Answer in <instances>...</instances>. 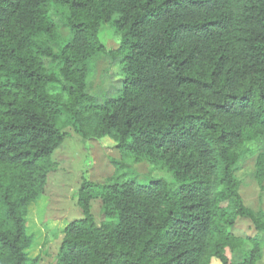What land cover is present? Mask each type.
Here are the masks:
<instances>
[{"label":"trees","instance_id":"1","mask_svg":"<svg viewBox=\"0 0 264 264\" xmlns=\"http://www.w3.org/2000/svg\"><path fill=\"white\" fill-rule=\"evenodd\" d=\"M53 6L69 13L65 41ZM103 25L118 49L100 43ZM102 55L123 81L99 104L87 81ZM67 129L82 143L109 138L121 161L102 185L81 180V218L65 225L56 264H257L260 242L227 228L242 219L264 234V211L243 205L235 179L255 146L264 182V0H0V264L39 263L25 256V218ZM137 161L171 182L142 184ZM96 199L114 222L96 224Z\"/></svg>","mask_w":264,"mask_h":264},{"label":"rangeland","instance_id":"2","mask_svg":"<svg viewBox=\"0 0 264 264\" xmlns=\"http://www.w3.org/2000/svg\"><path fill=\"white\" fill-rule=\"evenodd\" d=\"M69 13L62 6H53L49 11V20L57 28L63 41L69 36L63 25ZM98 38L106 50H116L120 37L109 25L99 29ZM123 77L118 60L111 61L102 55L92 66L88 67L87 91L99 104L105 98L114 97L121 89ZM50 94H57V85L48 86ZM66 137L61 146L52 156L57 165V171L47 178L43 195L38 201L29 205L26 215V232L31 239L30 247L25 251L28 259L39 258L38 264H56V254L62 239L65 225L81 218L76 207L75 192L81 180L86 179L97 185H102L115 175V161H121L114 143L109 138L99 141L82 143L71 129L66 130ZM235 168V179L239 183L238 193L243 205L253 211H264V182L259 187L254 180V165L257 153L255 146H249ZM137 172L138 181L147 183V178L165 179L171 182L170 173L161 168L153 167L145 161L130 163ZM102 202L93 200L91 213L97 225L114 220L101 214ZM234 236L245 239L254 238L261 245V260L264 264V234L256 232L246 220L238 219L232 228H227ZM208 264H220L214 256H209Z\"/></svg>","mask_w":264,"mask_h":264}]
</instances>
